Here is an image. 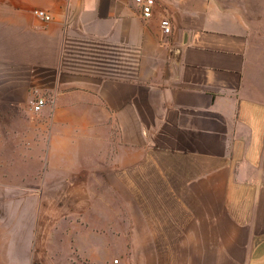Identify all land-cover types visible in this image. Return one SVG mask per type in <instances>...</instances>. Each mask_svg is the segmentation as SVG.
<instances>
[{
  "label": "crops",
  "instance_id": "1",
  "mask_svg": "<svg viewBox=\"0 0 264 264\" xmlns=\"http://www.w3.org/2000/svg\"><path fill=\"white\" fill-rule=\"evenodd\" d=\"M253 27L264 0H0V264H264Z\"/></svg>",
  "mask_w": 264,
  "mask_h": 264
},
{
  "label": "built area",
  "instance_id": "2",
  "mask_svg": "<svg viewBox=\"0 0 264 264\" xmlns=\"http://www.w3.org/2000/svg\"><path fill=\"white\" fill-rule=\"evenodd\" d=\"M136 4L140 7L142 15L145 19L152 18L154 14V6L156 4V0H135ZM33 13L46 21L51 20L52 16L43 9H35ZM161 28L163 29L164 33L169 34L172 32V26L168 19H163L161 21ZM47 100L44 97H39L33 99L31 101V107L35 112H40L43 107L46 105ZM117 260H115L116 262Z\"/></svg>",
  "mask_w": 264,
  "mask_h": 264
},
{
  "label": "rangeland",
  "instance_id": "3",
  "mask_svg": "<svg viewBox=\"0 0 264 264\" xmlns=\"http://www.w3.org/2000/svg\"><path fill=\"white\" fill-rule=\"evenodd\" d=\"M251 33V55L253 59L252 65L254 68L256 65H258L259 68H264V27H253ZM257 62L258 64H256Z\"/></svg>",
  "mask_w": 264,
  "mask_h": 264
}]
</instances>
